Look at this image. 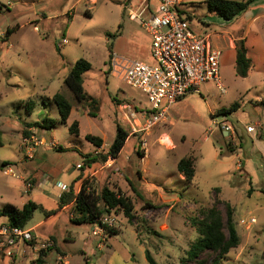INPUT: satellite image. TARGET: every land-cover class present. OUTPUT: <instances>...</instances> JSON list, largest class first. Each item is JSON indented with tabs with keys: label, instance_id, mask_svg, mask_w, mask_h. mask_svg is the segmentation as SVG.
Listing matches in <instances>:
<instances>
[{
	"label": "rangeland",
	"instance_id": "rangeland-1",
	"mask_svg": "<svg viewBox=\"0 0 264 264\" xmlns=\"http://www.w3.org/2000/svg\"><path fill=\"white\" fill-rule=\"evenodd\" d=\"M142 1L0 0V209L8 203L21 208L29 200L38 204L26 223V228H35V237L14 246L10 255L0 250V264H38L41 252L43 264H150L147 249L157 264H178L198 237L190 219L212 206L216 196L233 208L241 238L221 264H264V150L257 143L264 144V15L251 25L248 56L253 65L246 77L237 75L235 52L224 32L243 28L249 14L264 13V0L251 4L229 26L209 10L207 0H185L191 28L209 34L222 51L220 81L226 92L210 82L200 87L202 94L186 95L146 136L147 153L138 148L137 137H130L119 160L107 167L103 156L122 124L119 104L131 102L139 110L151 107L147 94L127 84L122 69L113 70L110 63L112 54L120 63H156L152 36L130 14ZM150 3L152 9L153 0ZM236 35L241 38L243 32ZM80 58L91 63L83 86L99 102L96 116L89 114L88 101L78 102L64 86ZM58 91L73 104L66 123L53 100ZM32 100L35 106L29 110ZM235 102L239 107L233 113L218 112ZM45 116L55 120V126L34 125ZM76 120L78 134L69 129ZM226 120L237 134H222ZM249 125L257 127V139L247 131ZM87 134L101 137L104 148L94 152L97 146ZM165 134L171 138L169 145L161 143ZM87 154L97 159L91 171L84 169L75 193L87 181L96 195L104 187L121 190L134 206L132 221L121 207L105 214L112 225L103 239L92 234L91 222L72 220L79 218L74 201L59 210L57 197L47 188L78 170ZM190 155L196 174L187 185L174 163ZM8 167L16 175L6 174ZM48 211L56 212L47 218ZM250 217L256 218L255 224L240 222ZM7 221L0 216V223Z\"/></svg>",
	"mask_w": 264,
	"mask_h": 264
},
{
	"label": "built area",
	"instance_id": "built-area-1",
	"mask_svg": "<svg viewBox=\"0 0 264 264\" xmlns=\"http://www.w3.org/2000/svg\"><path fill=\"white\" fill-rule=\"evenodd\" d=\"M184 3L185 0H160L154 12L147 17L143 15L144 9L130 12L152 36L155 64L138 60L120 63V57L116 54H112L110 60L113 70L117 67L122 69L120 74L127 84L141 89L148 96L150 108L139 110L131 102L118 106L121 125L127 130L128 139L137 137L138 148L145 153L148 152L146 136L168 118L170 108L179 99L199 93L201 85L207 81H214L219 89L224 90L220 81L222 51L212 44L209 35L198 34L191 28L189 18L183 13ZM254 129V126L247 127L248 132ZM221 130L230 131L232 126L224 121ZM115 161V157L109 156L105 166L111 167ZM5 173L16 175L11 167L6 168ZM60 186L63 191H69L70 186L62 183ZM256 221L255 217H250L248 221L241 219L240 222L255 224ZM93 224L92 234L103 239L106 227L112 225V220L103 215ZM34 232V228L1 224L0 250L10 255L17 244L33 240Z\"/></svg>",
	"mask_w": 264,
	"mask_h": 264
},
{
	"label": "trees",
	"instance_id": "trees-1",
	"mask_svg": "<svg viewBox=\"0 0 264 264\" xmlns=\"http://www.w3.org/2000/svg\"><path fill=\"white\" fill-rule=\"evenodd\" d=\"M255 0H207L206 4L209 10L216 12L225 20L235 18L239 13L249 9ZM8 33L10 31L8 30ZM236 51V72L240 77H246L252 67V59L248 56V49L245 38H239L235 43ZM60 47V46H59ZM91 68V63L85 58H80L75 62L71 71L64 81L65 88L71 93L78 102L88 101L90 108L89 114L96 116V111L99 107L98 100L89 97L83 86V74ZM53 100L58 106L59 115L62 122L66 123L73 109V104L67 95L58 91L54 94ZM35 106L32 100L28 103V109L31 110ZM239 107L237 102L230 107L222 109L220 114H230L236 111ZM55 120L48 116L43 117L42 122H35L34 125L42 128H50L55 126ZM70 131L74 134L79 133V122L76 120L70 126ZM27 135V131L25 132ZM86 138L93 142L97 147H102L103 139L101 137L87 134ZM128 140V132L121 125H117V135L110 146L108 154L103 156L106 160L109 156L115 158L125 146ZM99 154V153H98ZM97 158H90L87 154L80 163L81 174L73 181L69 187V191H63L60 196L59 210L65 205L74 201V211L78 213L79 218L72 219L75 222L89 221L92 224L95 220L113 209L121 207L129 220L134 219V206L129 197L125 196L121 190L113 191L108 187H104L100 195H96L87 187V181L82 182L79 192L75 193L74 185L83 179L82 173L86 166L91 167V162H95ZM9 163L4 162L3 165ZM195 161L193 156L182 157L177 163L178 172L183 175L187 185H192L196 174ZM134 189V187H133ZM219 188H216L217 194ZM221 205H224L222 209ZM38 204L32 200L27 201L21 208L13 204H6L0 209V216H6L8 223L13 226L26 227L27 221L32 217L33 212L37 209ZM56 211L46 212V216L53 215ZM193 227L196 228L198 237L193 241L178 264H221V260L230 252L232 248L237 247L241 238L234 226L233 208L230 204L223 202L218 196L215 197L212 206L202 209L199 217L190 219ZM111 233L115 234L110 230ZM38 264H43L41 252ZM146 256L150 264H157L149 249L146 251Z\"/></svg>",
	"mask_w": 264,
	"mask_h": 264
},
{
	"label": "crops",
	"instance_id": "crops-1",
	"mask_svg": "<svg viewBox=\"0 0 264 264\" xmlns=\"http://www.w3.org/2000/svg\"><path fill=\"white\" fill-rule=\"evenodd\" d=\"M129 1V0H128ZM258 0H255L252 4H255L256 2H257ZM159 2H160V0H153V8L151 9V3H150V0H143L141 3H140V5L138 6V8L137 9H135V10H133V9H131V10H133V11H135V12H140V11H142L143 9L145 10L144 11V16L145 17H147V16H149L151 13H153L154 12V10L156 9V7H157V5L159 4ZM184 8V7H183ZM250 10V9H249ZM247 11H243V12H241V13H239L235 18H233V19H231V20H225V19H223L222 17H220L216 12V15H218L217 17H219L220 19H223V21H225L226 23H224V25H226V26H229V24L228 23H230V22H235L237 19H238V17L241 15V17H242V13H246ZM183 13H185V15L188 17V18H190L191 19V17H192V15L190 14V12H188V10H186L185 8H184V10H183ZM251 13V12H250ZM250 15V21H248V22H246L245 23V26H243V28H241V29H233V28H230L229 27V29H225L226 31H224V32H227V34H228V40H227V45L230 47V49H232L234 52H235V57H236V51H235V43H236V41L240 38V37H236V36H239V35H236V34H238V32L239 31H242L243 32V38H245V41H246V46H247V49H248V51H249V44H248V42H249V38H250V36H251V34H252V29H251V25H252V23L253 22H255L259 17H261L262 15H264V13L263 12H260V13H256V14H249ZM231 31V32H230ZM201 34V33H200ZM207 35H209V34H207ZM242 38V37H241ZM252 43H253V39H252ZM252 43H251V45H252ZM217 46V45H216ZM218 47V46H217ZM252 65H253V63H252ZM210 82H214V81H207V82H205V83H203L202 85H201V87L203 86V85H206V84H209ZM215 83V82H214ZM215 85H216V83H215ZM217 86V85H216ZM218 87V86H217ZM226 92V91H225ZM199 93L200 94H202V90L200 89V91H199ZM185 97V96H184ZM184 97H182L181 99H179L177 102H179L180 100H182ZM176 102V103H177ZM171 109V108H170ZM218 112H220V111H218ZM169 115H170V110H169ZM169 115H168V117H169ZM225 122H228L227 120L225 121ZM230 124V123H229ZM232 126V125H231ZM249 126H251V125H249ZM255 127V126H254ZM257 128V127H256ZM256 128L253 130V131H251L250 132V134H252L251 135V137L252 138H255V139H257L258 138V136L259 135H254V132L256 131ZM222 134L225 136V137H230L232 134L234 135V134H237V131L234 129V127L232 126V130H230V131H225V130H222ZM170 137V136H169ZM171 139V138H170ZM104 141V140H103ZM257 143L261 146L260 148L262 149V150H264V148L262 147V146H264V144H262L263 142H259V140H257ZM171 144V143H170ZM104 146H105V144H104V142H103V145H102V147H96V149H95V151L94 152H98V150H100V149H102V148H104ZM123 150V149H122ZM121 150V151H122ZM121 153V152H120ZM119 153V154H120ZM132 159V158H131ZM119 160V158H116V161H118ZM150 158L148 159V163L147 164H150ZM180 159H177L176 160V162L174 163V164H176L177 165V163H178V161H179ZM128 161V160H127ZM132 161V160H131ZM76 169H78V170H76V171H73V172H70L69 173V175H67V176H65L66 178L64 179V180H59L63 185H68V186H70L71 184H72V182L75 180V178L80 174V172H81V170L79 169V168H77L76 167ZM86 171L87 170H89V171H91L92 170V168L90 167V166H86ZM65 174V173H64ZM180 174V173H179ZM180 177H181V179H183L184 180V177H183V175H181L180 174ZM59 181H57V184L53 187H50V186H48L47 188L49 189V190H52V193H53V195H55V197H57V199H58V201H60V196H61V194L63 193V189H62V187L61 186H58V183H60ZM37 186V185H36ZM80 189V188H79ZM70 205V203L69 204H67V205H65L62 209H66L68 206ZM62 209H60V210H62ZM52 216V215H51ZM51 216H49V217H51ZM49 217H47V218H49ZM6 223H8V221L6 222ZM1 224H4V222H2V223H0V225ZM34 228V227H33ZM34 231H35V228H34Z\"/></svg>",
	"mask_w": 264,
	"mask_h": 264
},
{
	"label": "bare ground",
	"instance_id": "bare-ground-1",
	"mask_svg": "<svg viewBox=\"0 0 264 264\" xmlns=\"http://www.w3.org/2000/svg\"><path fill=\"white\" fill-rule=\"evenodd\" d=\"M161 143L165 144V145H169L170 144V137L169 135L164 136V138H162Z\"/></svg>",
	"mask_w": 264,
	"mask_h": 264
}]
</instances>
